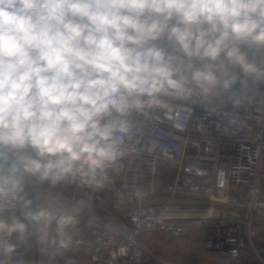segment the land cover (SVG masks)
Instances as JSON below:
<instances>
[{"label":"clouds","instance_id":"clouds-1","mask_svg":"<svg viewBox=\"0 0 264 264\" xmlns=\"http://www.w3.org/2000/svg\"><path fill=\"white\" fill-rule=\"evenodd\" d=\"M261 83L264 0H0V213L17 211L0 218V264L53 224L70 246L75 218L32 184L102 183L132 114L167 98L239 105Z\"/></svg>","mask_w":264,"mask_h":264},{"label":"built area","instance_id":"built-area-1","mask_svg":"<svg viewBox=\"0 0 264 264\" xmlns=\"http://www.w3.org/2000/svg\"><path fill=\"white\" fill-rule=\"evenodd\" d=\"M250 87L239 105L167 98L132 114L135 127L100 184L33 183L38 203L75 218L70 246L59 248L53 224L37 264H187L153 255L141 237L154 231L201 233L213 264H264V83ZM32 246L33 238L12 264H30Z\"/></svg>","mask_w":264,"mask_h":264},{"label":"rangeland","instance_id":"rangeland-1","mask_svg":"<svg viewBox=\"0 0 264 264\" xmlns=\"http://www.w3.org/2000/svg\"><path fill=\"white\" fill-rule=\"evenodd\" d=\"M10 212L0 213L2 218L10 216ZM141 240L148 250L158 258L167 261L183 262L187 264H213L217 261L216 257L208 256L204 253L203 235L197 231L188 232L178 238H171L168 234L154 231L144 234ZM37 243L33 238V246L30 252V264H36L34 244Z\"/></svg>","mask_w":264,"mask_h":264},{"label":"water","instance_id":"water-1","mask_svg":"<svg viewBox=\"0 0 264 264\" xmlns=\"http://www.w3.org/2000/svg\"><path fill=\"white\" fill-rule=\"evenodd\" d=\"M30 195L33 196V191H32V189H31ZM33 198H34V196H33ZM34 199H35V198H34ZM34 250H35V252H36V254H35V261H36V264H37V262H38V258H39V245H38V243H35V244H34Z\"/></svg>","mask_w":264,"mask_h":264},{"label":"crops","instance_id":"crops-1","mask_svg":"<svg viewBox=\"0 0 264 264\" xmlns=\"http://www.w3.org/2000/svg\"><path fill=\"white\" fill-rule=\"evenodd\" d=\"M202 247H203V245H202ZM204 251H205L204 253H206L208 256H212L214 258V256H215L214 253H211V252L206 251V250H204Z\"/></svg>","mask_w":264,"mask_h":264}]
</instances>
